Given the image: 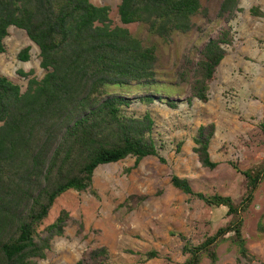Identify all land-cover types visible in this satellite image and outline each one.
Masks as SVG:
<instances>
[{
	"label": "trees",
	"instance_id": "obj_1",
	"mask_svg": "<svg viewBox=\"0 0 264 264\" xmlns=\"http://www.w3.org/2000/svg\"><path fill=\"white\" fill-rule=\"evenodd\" d=\"M209 1L120 0V21L142 27L135 35L126 27L112 26L109 7L90 0H0V54L5 51L8 28L15 26L38 47L39 65L45 70L41 79L30 78L23 91L0 74V264L44 259L51 241L64 234L70 219L62 209L41 228L55 200L69 189L97 197L93 173L99 165L131 156L134 163L126 169L130 171L143 158L158 156L151 114L124 113L134 100L177 106L173 97L148 88L174 77L166 71L159 73L157 48L146 41L147 36L174 52L179 42L190 38L191 46L183 42L184 66L173 72L179 82L188 83V102L208 100L209 83L226 53L224 45L233 41L229 21L240 11L239 0H215L214 8ZM250 12L264 15L257 7ZM217 21L223 24L218 27ZM17 58L27 61L29 46ZM115 84L146 89L131 97L109 92L108 86ZM214 133L210 122L199 125L192 137L193 153L210 170L217 166L209 153ZM159 160L165 162L162 157ZM238 172L247 191L238 204L229 195L196 193L207 205L225 209L230 219L197 245L185 242L182 251L188 256L182 264H199L203 256L216 262L217 246L227 239L247 257L241 212L264 181V160ZM170 183L184 194L193 193L186 178L172 174ZM145 198L132 194L123 204L131 208L132 200L138 204ZM82 227L79 222V230ZM138 255V261L145 263L158 253L149 250ZM108 260V249L100 246L87 249L75 264H106Z\"/></svg>",
	"mask_w": 264,
	"mask_h": 264
},
{
	"label": "rangeland",
	"instance_id": "obj_2",
	"mask_svg": "<svg viewBox=\"0 0 264 264\" xmlns=\"http://www.w3.org/2000/svg\"><path fill=\"white\" fill-rule=\"evenodd\" d=\"M90 1L109 7L112 26L126 27L135 35L141 32L140 24L120 21V0ZM209 5L214 8L215 0H210ZM252 7L264 14V0H239L240 11L229 21L233 41L224 45L226 53L209 83L206 102L196 98L188 102V83L179 82L173 72L177 66H184L183 42L191 46L190 38L179 42L174 52L164 49L159 39L146 37L147 42L156 45L159 73L166 71L174 77L161 79V86L148 88L173 97L177 106L170 108L159 101L145 105L134 100L124 113L135 117L151 114L158 156L165 162L158 156H148L127 171L134 163V158L128 156L94 170L97 197L73 189L62 193L41 228L64 209L70 215L64 234L54 237L45 258L35 259L32 264H75L87 249L100 246L109 251L106 264H182L188 256L182 251L185 242L197 245L228 223L230 217L225 215V209L207 205L196 193L229 195L238 204L247 193L245 179L238 170L264 160V15L251 14ZM217 23L218 27L223 24ZM195 37V33L191 35L193 41ZM3 43L1 75L18 84L22 91L30 78L43 77L39 49L24 30L10 26ZM27 46L29 59L21 61L17 55ZM194 56L198 57L196 53ZM145 89L134 84L108 86L109 92L131 97ZM210 122L215 125V133L209 153L217 162L212 170L202 167L192 151V137L198 126ZM172 174L186 178L193 193L184 194L172 186ZM132 194L146 198L138 204L132 200L129 208L123 202ZM241 217L247 257L227 239L217 246L216 262L203 256L199 264H264V181L255 189L253 200ZM79 222L83 225L80 230ZM149 250H156L158 256L139 262L138 254Z\"/></svg>",
	"mask_w": 264,
	"mask_h": 264
}]
</instances>
